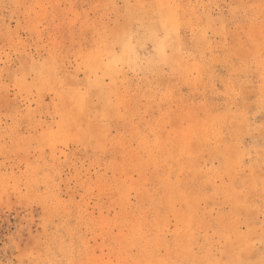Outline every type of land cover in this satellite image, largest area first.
Wrapping results in <instances>:
<instances>
[{"label": "rangeland", "instance_id": "374dc122", "mask_svg": "<svg viewBox=\"0 0 264 264\" xmlns=\"http://www.w3.org/2000/svg\"><path fill=\"white\" fill-rule=\"evenodd\" d=\"M0 264H264V0H0Z\"/></svg>", "mask_w": 264, "mask_h": 264}]
</instances>
